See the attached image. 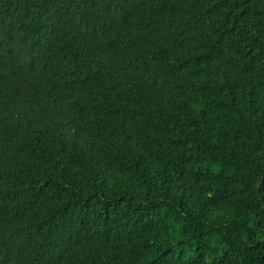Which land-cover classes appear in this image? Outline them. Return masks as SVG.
<instances>
[{"label":"trees","instance_id":"trees-1","mask_svg":"<svg viewBox=\"0 0 264 264\" xmlns=\"http://www.w3.org/2000/svg\"><path fill=\"white\" fill-rule=\"evenodd\" d=\"M0 264H264V0H0Z\"/></svg>","mask_w":264,"mask_h":264}]
</instances>
